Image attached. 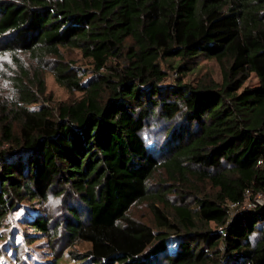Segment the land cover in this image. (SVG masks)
<instances>
[{
    "label": "trees",
    "instance_id": "16d2710c",
    "mask_svg": "<svg viewBox=\"0 0 264 264\" xmlns=\"http://www.w3.org/2000/svg\"><path fill=\"white\" fill-rule=\"evenodd\" d=\"M61 47L91 60L87 82ZM22 53L53 58L82 97L32 108L49 98ZM0 54L16 67V97H0V227L30 202V242H88L69 250L80 263L264 264V204L232 220L227 208L264 193V0H0ZM201 58L219 61L222 83L183 80ZM146 200L158 229L130 215Z\"/></svg>",
    "mask_w": 264,
    "mask_h": 264
},
{
    "label": "rangeland",
    "instance_id": "374dc122",
    "mask_svg": "<svg viewBox=\"0 0 264 264\" xmlns=\"http://www.w3.org/2000/svg\"><path fill=\"white\" fill-rule=\"evenodd\" d=\"M61 52L65 61L72 62L76 67L81 68L82 73H84L82 81L87 82L94 74L91 60L84 58L81 50L76 48L61 47ZM21 58V62L30 73H33V70L39 66L44 71L45 95L49 99L45 101L41 99V102L31 105L32 108H37L38 105L44 102L56 108L61 102H69L82 97V92H70L57 83L52 70L54 65L53 58L41 61L31 53H22ZM174 62H177V59ZM163 66L167 68V64L164 63ZM168 70L169 75L164 83L174 84L178 78V73L171 68ZM13 72H16V67L12 56L0 54V97L3 100H11L16 97V91L11 81ZM182 77L185 82H190L193 85L210 81L222 83L223 70L217 59L201 58L195 71L188 72ZM258 84V76L255 73H251L244 86L251 87ZM151 131L148 129L146 134H155ZM161 179H168L167 173L162 168L157 170L152 177L151 184L155 189ZM189 182L194 187H199L196 191L198 194L214 191L209 184L197 180L194 176L190 177ZM171 198L174 200L173 197ZM30 204V202H23L20 207L10 212L2 221V226L0 227V236H2L0 238V264H92L88 261H85V263L77 262L69 254V250H77L79 252L88 250L91 246L88 242H77L70 246L58 242L55 248L51 243V238L44 234L35 235L33 241L30 242L32 239L28 235L33 234V230L24 221V217L28 214V209L31 208ZM34 204L38 208L41 207L39 203ZM157 204L161 206V203L158 202ZM130 215L151 224L154 229H158L156 219L150 208V201L146 200L136 204L130 211ZM209 226L213 229H222L221 226H216L214 222L210 223Z\"/></svg>",
    "mask_w": 264,
    "mask_h": 264
},
{
    "label": "built area",
    "instance_id": "2783aa9c",
    "mask_svg": "<svg viewBox=\"0 0 264 264\" xmlns=\"http://www.w3.org/2000/svg\"><path fill=\"white\" fill-rule=\"evenodd\" d=\"M263 204H264V193L263 192L253 193L252 190L248 188L245 190L242 200L230 201L227 203V208L230 215L229 220H232L233 217L241 211L253 209L256 208V206Z\"/></svg>",
    "mask_w": 264,
    "mask_h": 264
}]
</instances>
